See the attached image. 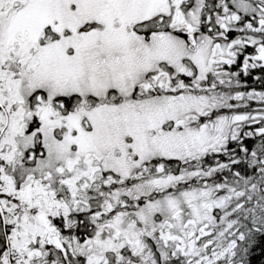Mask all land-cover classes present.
<instances>
[{
  "label": "snow or ice",
  "instance_id": "snow-or-ice-1",
  "mask_svg": "<svg viewBox=\"0 0 264 264\" xmlns=\"http://www.w3.org/2000/svg\"><path fill=\"white\" fill-rule=\"evenodd\" d=\"M0 264H264V0H0Z\"/></svg>",
  "mask_w": 264,
  "mask_h": 264
}]
</instances>
